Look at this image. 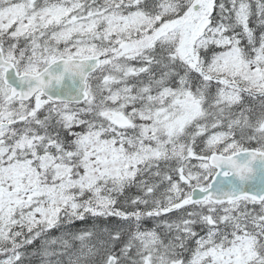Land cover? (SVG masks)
I'll use <instances>...</instances> for the list:
<instances>
[{
  "label": "snow or ice",
  "instance_id": "obj_1",
  "mask_svg": "<svg viewBox=\"0 0 264 264\" xmlns=\"http://www.w3.org/2000/svg\"><path fill=\"white\" fill-rule=\"evenodd\" d=\"M0 264H264V0H0Z\"/></svg>",
  "mask_w": 264,
  "mask_h": 264
}]
</instances>
